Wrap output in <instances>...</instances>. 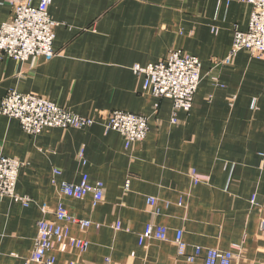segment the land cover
I'll return each mask as SVG.
<instances>
[{
	"label": "crops",
	"instance_id": "1",
	"mask_svg": "<svg viewBox=\"0 0 264 264\" xmlns=\"http://www.w3.org/2000/svg\"><path fill=\"white\" fill-rule=\"evenodd\" d=\"M49 14L54 58L0 57V102L12 90L31 94L95 124L30 136L0 114V155L22 164L15 193L30 200L26 207L0 202V264L25 263L37 222L55 221L58 204L92 224L84 231L69 227L89 246L83 254L54 253L59 264H189L177 256L178 230L188 253L200 246L234 253L232 264H264V60L241 51L230 66L219 64L234 26L247 29L250 7L239 0H52ZM12 17L9 0H0V25ZM173 50L201 64L192 108L179 112L175 124L172 101L153 97L131 70ZM114 110L146 117L145 140L125 148L119 133L106 131L105 117ZM192 171L208 181L194 185ZM82 174L103 184L95 207L91 195L75 200L59 191ZM148 224L165 227L168 241L140 246Z\"/></svg>",
	"mask_w": 264,
	"mask_h": 264
},
{
	"label": "built area",
	"instance_id": "2",
	"mask_svg": "<svg viewBox=\"0 0 264 264\" xmlns=\"http://www.w3.org/2000/svg\"><path fill=\"white\" fill-rule=\"evenodd\" d=\"M37 1V4L33 5L32 0H9L13 17L0 25V57H7L19 63H25L32 58L49 62L54 58L53 43L56 24L49 14L52 0ZM239 1L250 7L248 26L245 31H240L237 26H234L230 51L224 60L219 62L222 66H230L233 58L241 51L248 52L254 59L264 60V0ZM131 70L135 76L143 78L144 90L149 91L153 97L172 101L171 122L173 124L177 122L176 117L179 112L185 114L190 112L201 81V64L195 56L173 50L157 63L146 66L134 65ZM0 114L15 119L22 132L30 136H37L49 128L80 130L95 124L91 117L72 114L45 98L20 94L13 90L7 92L1 99ZM104 128L106 131L119 133L124 140L125 148H128L134 143L145 140L148 134V120L142 115L114 110L105 117ZM78 159L84 166L82 151L79 152ZM21 166L18 160L0 155V202L4 198H10L24 207L30 203L28 198L18 197L15 193ZM54 174L58 175L59 172L54 171ZM190 177L194 185L208 181L207 177L196 174L194 171L191 172ZM128 187L127 181L125 189L127 190ZM59 191L63 196L75 200L91 195L94 207L103 198V184L89 183L86 174H82L77 184L61 183ZM250 202L254 204L255 198H251ZM147 204L150 208L154 207L155 200L148 198ZM165 206L168 207L169 204L166 203ZM40 209L43 214L47 213L46 205H42ZM53 215L55 221L41 219L37 222L34 248L24 264H59L54 253L65 254L74 251L83 254L88 249V242L73 237L69 227L84 231L91 227L90 221L72 217L61 204L54 208ZM262 226L264 227V221ZM114 229L121 230L120 224L117 223ZM145 240L167 242L168 230L163 226L148 224L139 235L138 244L142 246ZM174 243L177 256L184 258L189 264H194L199 259L204 260L205 264H232L235 258V254L230 251L200 246H195L191 253H188V246L183 241V232L180 230L175 232ZM233 249L239 253L241 248L234 246ZM67 264L77 263L68 262Z\"/></svg>",
	"mask_w": 264,
	"mask_h": 264
},
{
	"label": "rangeland",
	"instance_id": "3",
	"mask_svg": "<svg viewBox=\"0 0 264 264\" xmlns=\"http://www.w3.org/2000/svg\"><path fill=\"white\" fill-rule=\"evenodd\" d=\"M264 221V219L261 221L260 225H261V228L263 229L264 227L262 226V222Z\"/></svg>",
	"mask_w": 264,
	"mask_h": 264
}]
</instances>
